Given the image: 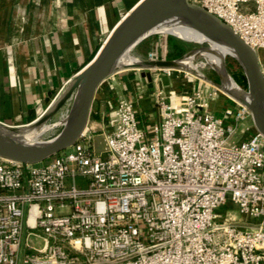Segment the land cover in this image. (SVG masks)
Returning <instances> with one entry per match:
<instances>
[{"label":"built area","instance_id":"built-area-1","mask_svg":"<svg viewBox=\"0 0 264 264\" xmlns=\"http://www.w3.org/2000/svg\"><path fill=\"white\" fill-rule=\"evenodd\" d=\"M191 2L255 49L264 75V0ZM159 76L147 121L116 97L51 160L0 158V264H264V136L251 112L207 80L166 89Z\"/></svg>","mask_w":264,"mask_h":264},{"label":"crops","instance_id":"crops-1","mask_svg":"<svg viewBox=\"0 0 264 264\" xmlns=\"http://www.w3.org/2000/svg\"><path fill=\"white\" fill-rule=\"evenodd\" d=\"M139 1L0 0V122L21 127L42 115ZM140 83L121 73L107 80L93 104L99 122L90 125L116 97L134 99L147 121L154 102Z\"/></svg>","mask_w":264,"mask_h":264},{"label":"water","instance_id":"water-1","mask_svg":"<svg viewBox=\"0 0 264 264\" xmlns=\"http://www.w3.org/2000/svg\"><path fill=\"white\" fill-rule=\"evenodd\" d=\"M174 21L184 22L199 34L223 42L232 50L229 56L242 67L247 78V89L236 82L227 67L226 71L243 95L232 94L220 77V82L216 83L198 70L195 73L246 106L252 114L256 130L264 136V75L256 50L229 25L191 0H140L113 28L94 58L75 74L42 115L25 127L8 126L0 122V158L36 164L75 145L89 124L100 86L115 74L124 70H142V76L147 78L149 87L152 88V70L184 69L180 67V62L191 56L195 58L200 54L197 51L201 49L177 60H142L130 54L141 42L153 36L157 28ZM206 48L208 47L202 49ZM126 55L136 59L135 66L124 64ZM69 100H72V104L66 117L59 123L48 124ZM58 125H62L61 131L48 140L39 141L40 135L35 141L20 139L22 135L42 126L53 128Z\"/></svg>","mask_w":264,"mask_h":264},{"label":"rangeland","instance_id":"rangeland-1","mask_svg":"<svg viewBox=\"0 0 264 264\" xmlns=\"http://www.w3.org/2000/svg\"><path fill=\"white\" fill-rule=\"evenodd\" d=\"M185 38L190 39L191 41L199 40V39H194L190 37H185ZM204 47H208V45L186 41L172 34H158L155 36L154 35L150 36L147 39H145L136 48H134L130 54L134 58H139L142 60H150V59L177 60L189 54L192 51L199 50ZM214 53H215V56L217 58L219 57V59L224 63L225 68L227 67V70L232 77L234 73H239L238 67L233 57L219 50L214 51ZM205 62H206L205 58L200 54L196 55L193 60V64L197 66L198 71L201 74H203L210 80L216 83H219L220 79H219L217 72L211 66L206 65ZM175 70L176 72L174 73L173 77H169L163 74V72H159L158 70H152L151 73L153 77V81H152L153 86L151 88L150 95H153L155 92L154 83H155V77L157 76L158 73H160V76L158 77L157 82H159V85L163 86L166 89H171L172 87L170 85L171 83L173 84V82L176 83L173 85V87H175L177 83H179L180 85L181 81L193 86L195 83H197L198 79H202L195 72L189 69H180V70L175 69ZM121 74L127 75L133 81H136V82L140 81L141 89L146 92L147 84L149 85V82L146 77L141 76L142 70H134V69L124 70L121 72ZM209 84L216 85L211 82ZM71 104H72V100H69L60 109V111L51 119V121L48 124H55V123H59L60 121H62L68 114L71 108ZM90 122L97 124L99 122V118L95 117V115H91ZM21 127H24V126H21ZM97 128H98V132L96 134H100L101 130L99 129V126H97ZM61 129H62V125L53 127L47 132H45L44 134L40 135L38 137V140L39 141L48 140L56 136L61 131ZM94 142H95V147H96L97 152L100 153L101 151H103V138L101 136H96ZM225 211H226V207L220 210L221 213H225ZM30 218L32 217L30 216Z\"/></svg>","mask_w":264,"mask_h":264},{"label":"bare ground","instance_id":"bare-ground-1","mask_svg":"<svg viewBox=\"0 0 264 264\" xmlns=\"http://www.w3.org/2000/svg\"><path fill=\"white\" fill-rule=\"evenodd\" d=\"M158 34H172L186 41L208 45V48L201 49L197 51V53H200V55H202L205 58L206 65L211 66L217 72L218 76L224 81L226 89L231 91L232 94L234 93L237 95L240 94L243 95L240 89L236 86L235 82L228 75L224 63L219 59V57L217 58L215 56L214 51L216 50L224 52L228 55L232 54V50L225 43L207 38L206 36L199 34L195 30H193L189 25L181 21H174L160 26L155 30L154 36ZM185 37H190L199 40L191 41L190 39H187ZM193 59H194L193 56L185 58L182 62H180V67L184 69H191L194 72H196L198 68L193 64ZM136 63L137 61L133 57L129 55L125 56L124 64L126 66L133 67L135 66ZM50 129H51L50 126H42L40 128L30 131L29 133H26L25 135H22L20 139L28 142L35 141L37 140V137L39 135L44 134Z\"/></svg>","mask_w":264,"mask_h":264},{"label":"trees","instance_id":"trees-1","mask_svg":"<svg viewBox=\"0 0 264 264\" xmlns=\"http://www.w3.org/2000/svg\"><path fill=\"white\" fill-rule=\"evenodd\" d=\"M234 61H235L236 65H237V67H238V72L239 73H234L233 74V77H234V79L236 80V82L241 87H243L244 89H247L248 83H247V78L245 76V73H244L242 67L239 65V63L236 60H234Z\"/></svg>","mask_w":264,"mask_h":264}]
</instances>
